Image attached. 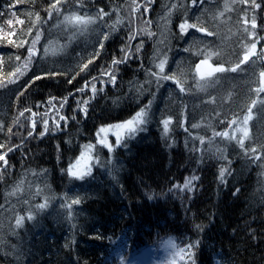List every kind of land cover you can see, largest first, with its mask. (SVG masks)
<instances>
[{
  "label": "trees",
  "instance_id": "16d2710c",
  "mask_svg": "<svg viewBox=\"0 0 264 264\" xmlns=\"http://www.w3.org/2000/svg\"><path fill=\"white\" fill-rule=\"evenodd\" d=\"M54 3L0 0V12L7 13L0 16V155L7 161H0V264H77V258L79 264H130L150 250L160 255L170 239L176 264H264V167L245 159L236 139L214 135L247 113L252 99H264L253 91L264 71V11L253 10L251 0H205L198 8L191 0H60V13L49 18ZM101 9L106 15L96 18ZM73 12L95 22L83 30L66 25L64 16ZM253 12L256 36L243 31L245 19L251 31ZM197 17L215 35L189 29L181 38L179 24ZM93 24L87 44L71 43ZM105 34L109 39L100 49ZM253 42L255 54L237 72L202 81L195 76V64L209 52L213 65L231 67ZM95 51L100 55L84 68ZM165 56L161 73L157 65ZM114 58L125 62L113 65ZM52 72L60 74L45 75ZM164 75H175L185 92L172 80H158ZM92 84L97 92L88 119L72 120L73 110L93 96ZM150 100L152 120L126 148L110 154L96 145L101 126L128 119ZM169 117L162 138L160 120ZM258 143H264L259 103L245 140L250 147ZM86 144L95 145L92 157L99 155L104 164L93 159L92 174L77 180L67 169ZM224 156L232 161L231 175L221 184ZM193 174L200 179L188 191L184 181ZM73 198L82 202L69 208ZM29 211L33 221L27 220ZM18 216L24 217L20 228ZM98 232L104 239H93ZM73 235L76 243L65 247Z\"/></svg>",
  "mask_w": 264,
  "mask_h": 264
},
{
  "label": "snow or ice",
  "instance_id": "6c2138e0",
  "mask_svg": "<svg viewBox=\"0 0 264 264\" xmlns=\"http://www.w3.org/2000/svg\"><path fill=\"white\" fill-rule=\"evenodd\" d=\"M248 0H241V3H247ZM205 3V0H191V6L193 8H198L200 5H203ZM60 4V0H56V3L52 4L49 10V18L52 17L53 12H55L56 14L60 13V7H58V5ZM80 7H83V4L81 3L79 5ZM138 6H134L132 11L135 12L137 10ZM173 8L176 7L175 5L172 6ZM225 7L227 8V5H225ZM251 8L253 10L256 9H260L261 11H264V0H261L260 3H257L256 0H251ZM145 11H147V9H145ZM7 13L4 12H0V16L6 15ZM104 15H106V13L104 12L103 9H101L99 11V13L97 14L96 18H102ZM37 19H39V17H37ZM20 22V21H18ZM95 22V19L87 14L85 15H80L76 12H73L69 15H65L64 16V23L66 25H69L73 28H78L80 30H83L87 25L92 24ZM12 21L8 20V24L11 25ZM245 23V28L243 29V31L245 33H248L250 36H256V29L258 27L257 25V17L255 15V12H253L252 18H251V31H249L247 24H248V20L245 19L244 21ZM189 29H195V32L197 33H201L203 36H213L215 35V33L211 30H209L207 27H204L200 24V18L197 17L196 18V22H190V18H186L183 22H181L179 24V31L181 34V38L185 37L186 35H188L189 33ZM149 36L153 35L151 32L148 33ZM41 38V33L38 31L36 33L35 39L32 41V47L29 48V57L31 58L32 55L35 54V45L39 42ZM109 39V35L105 34L104 35V39L101 40L99 42V48L103 49L105 47V41H107ZM132 37H129V40H131ZM193 39H196V37H193ZM257 39H260L259 37H257ZM202 42V41H201ZM143 47V43L137 45V51L139 52L140 49ZM255 50H256V43L253 42L251 43V45L248 47L247 52L244 54L243 59L239 60L235 63L234 66L231 67H225L223 65H219V66H213L212 63H210V59H211V55L212 53L209 52L207 55L204 56V58L202 60H200L198 63L195 64V71L196 74L203 80L205 77H212L214 74L216 73H225V72H237L238 69H240L241 64L247 62L249 60V57L255 54ZM125 49L121 48V52H124ZM183 51L185 52H189L190 48L186 47L183 48ZM200 54H203V52H201ZM100 55L99 51H95L93 53L90 54V57L88 59V63L84 64V68L88 67V64H91L93 62V58L94 57H98ZM261 55H264V53H261ZM19 59V57H18ZM167 56L164 57V59H161L159 64L157 65V67L159 68L160 72L163 73L164 72V68H165V64L167 63ZM124 60H117V59H113L112 60V64L113 65H117L120 63H124ZM27 63V61H26ZM81 71H83V69H81ZM60 73L57 72H52V73H46L45 75H58ZM260 76V87L254 89L253 91L256 93L257 97H259L260 93H264V71H261L259 73ZM43 77L37 75L35 77L36 80H41ZM73 79H75V77H73ZM93 79H95V77H93ZM109 80L115 84L116 81V75L114 73L109 75ZM158 80H172L173 83H175L177 85V87L180 89L181 93L185 92V88L182 86L181 81L177 79V77L175 75L173 76H168V75H164V76H158ZM72 81L69 80L68 83H71ZM103 83V82H102ZM87 85V82H86ZM159 86V85H158ZM84 88H80L77 89V91L83 93L84 92ZM100 91H103V88L100 89ZM97 89H96V85L92 84V93L93 96L89 97V99L84 100L83 101V107H79L78 109H74L73 110V115H72V120L79 122L78 117L80 115H82L84 117V119H88L89 117V101L91 99H93L96 95ZM64 103H67V98H64ZM115 103V102H114ZM260 104L261 108L264 109V99H252L251 103L248 105L247 107V114L244 115L242 122L238 121L236 119H233L231 121V124H236L237 128H236V132H240L242 133V136H240L239 138L235 137V134L233 133V135L229 136L228 132H214L215 136H224L226 138H228L229 140L231 139H236V143L238 144L240 151L243 153V157L247 160H249L252 163H256L257 161L260 162V167H264V143H258L257 146L255 147H250L247 146L245 144V140L249 138V132H248V124L249 121L253 119V108L256 107L257 104ZM77 104H80V101H77ZM151 104L152 101L150 100L148 105H145L143 107H140L138 111H135L134 114L130 115V117L124 121L118 122L116 124H110L108 126H101L98 129L97 132V142L104 148H107L108 152L111 154L114 152V150L116 148L119 147H127V143L126 141L134 139L135 136L142 131L146 130V125L149 124L152 120V114H151ZM64 104H61V107H63ZM61 120H65L64 116H60ZM47 120L44 121L45 124V132H47L49 129L47 128ZM160 123L163 125V135L162 138H165L167 136V134L169 133V126L172 123L171 118H166V119H161ZM231 124L229 125V127L231 126ZM193 127H196V125H193ZM110 130H113L114 135H115V145L110 144L107 138V134L109 133ZM52 131H55V129H52ZM45 132H41V136H43L45 134ZM103 133L104 136H101L100 134ZM29 135H32V133L30 132ZM200 139V143L203 144L204 140L203 138H199ZM70 143V141H69ZM58 151H59V145L57 146ZM84 149H86V151H82L80 156L76 159L75 163H69V167L67 169V174L70 177H74L77 180H83L85 177L90 176L92 174V166H90V161L91 160H95L96 163H99L101 165L104 164L103 161H101L99 155H97L96 157H92L91 153L93 150V145L92 144H86L83 146ZM194 151L196 149H193ZM12 149L9 148V152H11ZM219 151V149H218ZM223 159L227 160V165L226 166H221L220 170H219V181L221 184H226L227 183V175H231V163L232 161L229 160L227 158V156H224ZM0 161H5V163H7L6 161V156L5 155H0ZM107 163H111V159H109V161ZM63 171V169H62ZM200 179L199 176L193 174L190 178H186L184 181V185L183 187L185 189H187L188 191H192L193 190V181H198ZM240 192V189L237 188L235 190V192L233 193V195H237ZM149 199L151 200L152 197L149 196ZM82 202V200L80 198H73L71 200V205H69L68 207L71 208L72 205H78ZM37 207L39 209H43L45 207L44 204H39L37 205ZM69 216V220L71 221L72 218V213L69 212L68 213ZM35 219V216L32 214L31 211H29L28 215H27V220L28 221H33ZM24 223V217L22 216H18L16 218V227L20 228L23 226ZM76 225L72 224V228L75 229ZM197 229H200L201 226L197 225L196 226ZM93 239H97V240H102L104 239L103 235L100 234L99 232L93 237ZM109 241L111 242V237L108 238ZM75 236L73 235L71 238L70 243H66L65 247H70L72 244H75ZM199 243V242H197ZM167 244L172 248L173 252L175 251V244L172 242V240L170 239ZM191 245H189V255L192 256L194 255L193 253H191L190 249H191ZM185 251L184 249H181V253ZM77 264H79V258H77ZM121 264H123V260H121ZM193 264H195V261L193 260Z\"/></svg>",
  "mask_w": 264,
  "mask_h": 264
},
{
  "label": "rangeland",
  "instance_id": "374dc122",
  "mask_svg": "<svg viewBox=\"0 0 264 264\" xmlns=\"http://www.w3.org/2000/svg\"><path fill=\"white\" fill-rule=\"evenodd\" d=\"M94 29H95V25L94 24L90 25L87 30H85L84 32H82L80 34L75 35L73 37V39L71 40V43L75 42V40H79L81 45L87 44L86 36L89 33L93 32ZM213 66H215V65H213ZM194 73L196 74L195 69H194ZM196 76L199 80L202 81V79L197 74H196ZM207 78H209V77H205L203 80H205ZM246 114L247 113H245L244 115H246ZM244 115H242L240 118H237L236 120L242 122ZM250 122H251V120L249 121V124H248V132H249V128H250ZM230 124H231V122H230ZM236 128H237L236 124H231V126L227 129L226 132L229 133V136L233 135V133H234L235 137L238 138V137L242 136V133L236 132L235 131ZM100 135L104 136L103 133H101ZM107 138H108V141L110 144L115 145V135H114L113 130L109 131V133L107 134ZM97 139L98 138H97V133H96V142H97ZM96 145L102 147L98 142L96 143ZM94 146L95 145H93V147ZM105 149L107 150V148H105ZM84 151H86V149ZM91 156H92V153H91ZM75 161L73 162V164L75 163ZM89 163H90V166H92V167L95 164L94 160H91ZM175 258H176V250L173 252L172 248L169 245H167L161 250L160 255H158L155 250H150V251L145 253V255L143 256V258L141 260L130 263V264H176L174 261Z\"/></svg>",
  "mask_w": 264,
  "mask_h": 264
},
{
  "label": "bare ground",
  "instance_id": "6f19581e",
  "mask_svg": "<svg viewBox=\"0 0 264 264\" xmlns=\"http://www.w3.org/2000/svg\"><path fill=\"white\" fill-rule=\"evenodd\" d=\"M195 74V73H194ZM195 76H196V74H195ZM197 77V76H196Z\"/></svg>",
  "mask_w": 264,
  "mask_h": 264
}]
</instances>
